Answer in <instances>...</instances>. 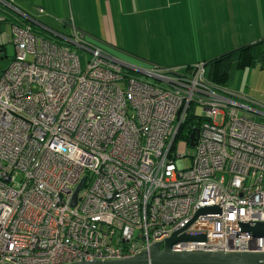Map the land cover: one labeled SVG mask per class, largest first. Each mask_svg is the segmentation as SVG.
Masks as SVG:
<instances>
[{
  "label": "built area",
  "instance_id": "obj_1",
  "mask_svg": "<svg viewBox=\"0 0 264 264\" xmlns=\"http://www.w3.org/2000/svg\"><path fill=\"white\" fill-rule=\"evenodd\" d=\"M6 9L18 18L0 73V264L128 259L191 221L179 235L198 240L172 252L264 253L241 234L264 223V113L211 85L204 63L143 72L165 89L129 76L13 0H0V33Z\"/></svg>",
  "mask_w": 264,
  "mask_h": 264
},
{
  "label": "crops",
  "instance_id": "obj_2",
  "mask_svg": "<svg viewBox=\"0 0 264 264\" xmlns=\"http://www.w3.org/2000/svg\"><path fill=\"white\" fill-rule=\"evenodd\" d=\"M254 4L258 5V9L260 7V13L257 15L256 23L250 22L249 32L244 28L248 34L252 32L255 24L262 26V32H264L263 0H258V2L256 0ZM17 5L25 13H30V16L35 15L42 25L54 32L69 34L68 26H74L87 43L99 47L108 55L113 52L112 56L110 55L113 58L116 52L131 51L142 59L140 58L142 50H149L152 44L157 47V43L159 46L161 43L162 46L163 43L168 42V51L171 52L174 49L179 53L177 55L180 59L185 60L184 63L178 62L175 66L163 68L171 70L187 68V66H194L209 60H190L193 62L188 60L187 62L184 56V42H191L198 31L196 21L198 11L210 9L211 12L213 9L210 17L211 25L216 24L217 21H225L230 25L232 20L228 16L224 20L219 18V14H215V11L227 10L225 6H230V9L234 11L233 17L239 19L241 22L239 24L243 26L245 9L243 0H22V5L18 3ZM235 9L240 13H235ZM38 10H42L43 13L38 15ZM227 13L229 15L228 11ZM234 24L237 25L236 22ZM233 32L232 29L231 37ZM255 34H258V31H255ZM258 38H251L247 43H254L264 36ZM227 40L232 41L233 38H227ZM157 50H159L158 47ZM144 61L150 63V66L152 63L157 64L155 60L145 59ZM125 72L132 76L126 69Z\"/></svg>",
  "mask_w": 264,
  "mask_h": 264
},
{
  "label": "rangeland",
  "instance_id": "obj_3",
  "mask_svg": "<svg viewBox=\"0 0 264 264\" xmlns=\"http://www.w3.org/2000/svg\"><path fill=\"white\" fill-rule=\"evenodd\" d=\"M255 2L256 0H247L246 2L245 0H243L245 6V9L243 11L244 19L242 20V22L244 21L243 26L242 24H239L241 23L239 19L233 17L234 11L230 9V6H225L227 10L222 9V11H215V14H219V18H223L224 20H226L228 16V18L232 20L230 25L226 24L225 21H217L216 24L211 25L210 17L213 9H211V12L210 9H206L205 11H198V15L196 18L198 29L197 34L193 36V40L191 42H184V56L185 58H187V62L188 60L189 62L202 59L211 60L212 57L224 54L228 50L232 48L234 49V47L236 48V46L238 45L241 46L244 44H249L247 42H249L251 38L257 39L258 37H263V27L259 26L258 24L253 25L252 32L248 34L250 22L256 23L257 15L260 13V7L258 9V5L256 6L254 4ZM17 3L19 5H22V1H18ZM262 6L264 7V0ZM227 11L229 12V15ZM6 13V17L8 19L7 22L1 24L2 31L0 33V45L4 48V52L0 54V73L9 66L11 59L14 56V48L7 42V37L10 34L11 23L13 22V19L18 18V16L12 14L11 11L7 9ZM235 13H240V11L235 9ZM28 14L31 15L30 13ZM33 16L36 17L35 15ZM4 17L5 16L3 14L0 15V18ZM234 22H236L237 25L234 24ZM244 28L247 29L248 32H245ZM232 29L234 32L233 36L231 37L230 31ZM255 31H258V34H255ZM227 38H233V40L229 41L227 40ZM157 47L159 48V50H157ZM157 47L152 44L149 47V50H142V57L140 56V58L142 59H139V55L137 56L133 52L131 53V51H125V53L116 52L113 54V56L121 63H123L125 67L130 69L128 70L127 68H125L131 73L133 77H136L137 79L156 87L165 89L167 88V86L164 83L157 82L154 79L148 78L143 74V72L157 71L163 68H167L171 65L175 66V64H177L178 62L184 63L185 60L183 58L180 59V57L178 56L179 53L175 52L174 49L171 50V52L168 51V42L165 44L163 43L162 46L161 43L160 46L157 43ZM111 53L109 54L111 55ZM182 54L183 53L181 52V55ZM143 59L150 61L155 60L157 61V64L152 63V65L150 66V63L144 61ZM225 89H227L235 96L237 95L239 99L236 100L242 101L241 98L244 99L246 101V104L249 105L250 109L264 113V67L261 68L260 66H258L255 68H244L240 70L232 69L229 75V83L227 85V88ZM245 116L249 119L252 118V120L257 122L260 121V118L257 115L246 114ZM177 150L180 154H183L185 156H191L193 154V150L190 148H186L182 143L178 144ZM185 164H187V161L185 162Z\"/></svg>",
  "mask_w": 264,
  "mask_h": 264
},
{
  "label": "water",
  "instance_id": "obj_4",
  "mask_svg": "<svg viewBox=\"0 0 264 264\" xmlns=\"http://www.w3.org/2000/svg\"><path fill=\"white\" fill-rule=\"evenodd\" d=\"M2 53L3 50L0 49V54ZM82 183L83 182H81L78 185L75 191L72 201V207H74L76 203L77 194L82 188ZM215 213H218V210L214 207L200 209L196 213L194 219L200 215L215 214ZM191 222L188 224V226L191 224ZM185 229L181 230L180 232L173 233L168 239H166L163 242V244L156 243L152 245L148 250L142 251L139 254L135 255L134 257L128 259L81 262L75 264H264V253H254V252L174 253L172 252L170 250V247L176 242L198 240L199 237L196 234L179 235ZM241 234L249 235L254 239L264 238V223L242 224Z\"/></svg>",
  "mask_w": 264,
  "mask_h": 264
},
{
  "label": "trees",
  "instance_id": "obj_5",
  "mask_svg": "<svg viewBox=\"0 0 264 264\" xmlns=\"http://www.w3.org/2000/svg\"><path fill=\"white\" fill-rule=\"evenodd\" d=\"M13 1L17 4L18 1L22 0ZM203 63L206 80L215 87L225 89L229 83V75L232 69L264 67V38L251 44L241 45ZM190 67L192 66H187L186 71H189ZM185 132L184 130L181 132V138L185 136Z\"/></svg>",
  "mask_w": 264,
  "mask_h": 264
}]
</instances>
